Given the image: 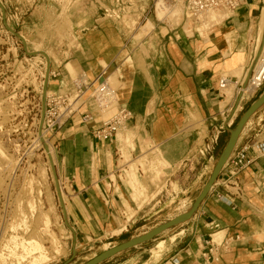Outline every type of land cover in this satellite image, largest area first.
I'll use <instances>...</instances> for the list:
<instances>
[{"label":"crops","instance_id":"obj_1","mask_svg":"<svg viewBox=\"0 0 264 264\" xmlns=\"http://www.w3.org/2000/svg\"><path fill=\"white\" fill-rule=\"evenodd\" d=\"M139 7L144 8L141 4ZM242 7L229 13L223 20L216 17L218 12L210 13V17L203 16L204 21L196 22L192 28V31L200 32L201 35L196 33L191 38L188 37V19L169 32L168 26L157 22V18L152 15L151 20L156 27L148 21L152 24L150 31L153 27L154 29L149 34L150 37L143 41L142 46L147 53H141L142 60L138 55L142 46L129 49L126 43L127 30L124 23L115 27L111 21L95 12L87 17L91 21L88 24L94 27L84 34L86 39L83 49L88 54L72 63L77 68V73L68 64L66 68L71 70L73 77L81 72L93 80L104 71V61L115 67V73L119 72L120 77L116 107L103 113L89 107L95 116L94 122L80 123L79 115L60 132V158L65 169H69L65 172L70 185L69 211L75 226L89 235L90 239H96L102 232L107 233L106 238H114L125 232L127 234L128 229H134L135 234L127 236V239L123 238L120 243L123 244L164 225L169 221L170 213V209L166 210L168 203H165L163 191L139 208V204L133 202L131 189L125 181L118 185L119 188L111 189L110 179L116 177L112 170L117 167L116 162H119L115 158V146L95 138L93 130L100 128L120 108L126 107L132 113V118L122 134L129 133L133 148L138 147L140 137L145 144L149 143L156 149V154L168 165L163 177L167 181L175 174L173 170L176 167L181 175L187 165H205L208 156L190 159L189 152L196 143L197 131L187 129L186 123L191 112L197 113L207 125L208 133L212 134L215 127L223 122L222 117L219 118V112L220 105L225 101L220 96L219 80L223 75L236 76L238 70L250 64L253 53L250 35L252 22H255L252 21L254 16L249 12V5L245 6L244 12ZM96 23L98 24L95 25ZM77 27L76 25V29ZM124 55L125 58L122 59ZM257 119V126L264 122V104L252 116L253 124ZM229 138V130L221 134L213 152L216 156L210 159L221 156ZM244 141L238 139L233 151ZM130 154L132 155L131 151ZM133 173L136 175L134 169ZM191 173L190 171L185 177L186 173L183 172L180 178L182 182H179L180 192L183 195H195L193 200L196 202L201 191L195 193L199 187L188 190ZM202 175L204 174L198 178L201 179ZM224 175L221 171L216 180L221 183ZM139 176L149 195L154 194L157 186L152 183L151 174L140 173ZM239 180L242 191L240 196L230 195L218 183L200 201L188 221L171 226L167 229L169 233L163 230L162 235L130 246L116 256L125 255L132 249L139 250L143 245L158 239H168L181 230V237L170 245L159 260L152 261L153 257L149 255L138 264H158L160 260L162 264H173L171 259L174 258L178 259V264H261L256 250L264 241V159L243 171ZM219 196L225 197L232 204ZM161 201L165 203L164 206ZM123 227L125 230L120 235L114 234V231ZM215 232H221L223 237L239 235V240H234L226 251L220 249L221 257L218 261L206 262L202 256L208 249L205 240L213 237ZM112 243L118 242H108Z\"/></svg>","mask_w":264,"mask_h":264},{"label":"rangeland","instance_id":"obj_2","mask_svg":"<svg viewBox=\"0 0 264 264\" xmlns=\"http://www.w3.org/2000/svg\"><path fill=\"white\" fill-rule=\"evenodd\" d=\"M125 1L128 3L126 13H123V18L118 21L105 17V9L110 7L111 0H0V156H2L0 159V264H33L34 256L39 255L37 251H30V243L33 241L41 243L47 256L49 255V258L39 261L38 264H89L101 254L113 251L123 242V238L127 239V236L135 234L134 229H128L127 234L125 232L120 235L125 230L123 227L114 231V234L120 236L106 238L107 233L102 232L96 239H90L89 235L75 226L69 211L70 185L65 178V172L67 173L69 169H65V165L61 162L59 144L61 130L68 123H72L74 117H79V114L73 115L61 127H48V120L45 118L46 111L50 109L48 95L68 91L71 87L73 75L71 70L66 68V64L77 73V68L72 63L88 54H85L83 42L86 39L84 34L86 35L90 28H94L89 25L91 21L87 20L91 13H98L102 18L111 21L115 27L124 23L129 49L142 46L143 41L150 37L149 34L156 27L151 17L150 21L154 27L149 32L143 31L141 26L144 24L136 21L137 16L150 5L151 0ZM140 4L144 6L143 9L139 8ZM246 5L250 6L249 12L253 13L252 21H255L252 22L251 35L255 34L250 35V46L252 50L256 47L258 56L261 57V48L264 45V0H249L243 7ZM180 9L178 15L172 14L161 24L168 26V31L172 32L175 27L182 25L181 23H185L188 19V37H194L196 33L201 35L200 32L192 31L196 21L189 14H184L181 7ZM215 12H218L216 17L219 20L228 17L227 12L221 10ZM204 19L201 17L197 22H202ZM141 49L138 54L140 59L141 53H147L144 46ZM124 58L125 55L122 59ZM102 64L103 67L108 66L104 61ZM79 67L82 68L81 65ZM113 69L115 67H111V70ZM55 71L62 72L57 79L49 76L50 72ZM241 71H237L236 76H240ZM79 74L81 72L73 79ZM119 84L120 77L117 72L112 76V86L116 91ZM262 94H264V86L244 105L229 132L237 127L241 117ZM263 101L256 102L254 108L260 106ZM88 103L91 109H100L94 101ZM115 104L117 100L113 105ZM226 104L227 102H223L220 105L221 109ZM261 107L262 105L256 111ZM84 110L85 108L81 112ZM252 116L244 123L242 129L238 128V131L241 130L238 139L252 142L264 137V122L257 126L258 119L253 124ZM80 123H82L81 118ZM186 126L187 129L197 131L196 143L189 153L190 159L195 157L199 159L201 155L197 151L203 142V137L208 133L207 125L197 113L191 112ZM126 128L127 126H121L113 136V140L106 141L115 146V158L119 160L116 163L123 171L122 174L120 171L115 173L117 167L112 170L116 177L112 178L114 186L112 185L111 189H115L125 181L131 189L133 202L138 203L139 208L163 191L165 203H168L166 210L170 209L167 223L177 222L172 225L175 227L188 221L189 217L185 218V216H188L194 205L195 195L192 196L190 193L183 195L180 192L179 182H182L180 178L183 172L187 177V173L191 171L188 190L199 187L195 193L202 192L219 157L210 159L208 156L205 165H187L181 175L176 167L173 170L175 174L167 181L163 177L168 165L156 154V149L149 143L145 144L140 137L138 147L133 148L129 133L122 134ZM237 133L236 129L234 134ZM213 152L211 157L216 156ZM4 157L6 160H3ZM226 162L227 160L223 166ZM133 169L138 177L134 182L135 186L129 178V173L131 175ZM140 173L151 174L152 183L157 186L154 194L149 195L147 188L141 183ZM201 174L204 175L199 179ZM161 202L164 206L165 203ZM262 214L264 215V209ZM163 232L169 233V230ZM147 233L149 232L138 237ZM160 233L153 238L162 235ZM182 234L183 231L180 230L168 239L152 241L139 250L132 249L125 255L116 256L119 252H110L106 258H98L94 264H138L149 255L153 257L152 261H157ZM212 236L216 241L223 238L221 232H215ZM117 237L120 239H116ZM163 240L165 243L162 249L157 252L150 251ZM109 241L118 243L108 244ZM158 264H162V260Z\"/></svg>","mask_w":264,"mask_h":264},{"label":"built area","instance_id":"obj_3","mask_svg":"<svg viewBox=\"0 0 264 264\" xmlns=\"http://www.w3.org/2000/svg\"><path fill=\"white\" fill-rule=\"evenodd\" d=\"M249 0H151L150 5L143 9L142 13L137 16L136 23L145 24L150 20L152 15H155L157 22L163 23L169 16L174 6H179L183 9L184 14H189L196 22L202 16H207L213 11H223L229 13L235 12L238 8L246 4ZM128 3L125 0H111L110 7L105 9V17L112 20H121L126 13ZM140 8V7H139ZM142 9V7H141ZM158 9L164 11L167 17L161 20L158 17ZM124 13V14H123ZM140 21V22H139ZM105 70V69H104ZM102 71L93 80L88 79L85 73L79 74L72 79L71 87L68 91L58 92L54 95H48L50 102V109L46 111L45 118L48 127H61L73 115L79 114L82 123H89L95 119L93 112L90 110L91 106L88 101L94 100V92L100 89L102 92L106 90V86L100 81ZM61 72H50L49 76L58 78ZM264 86V58L258 56V50L255 47L251 56L250 64L243 68L241 75L229 76L223 75L219 80V92L222 99L227 102L225 108L219 112L223 122L220 126L215 127V132L207 133L203 137V142L197 152L202 157L209 156L214 151L218 144L220 135L229 130L238 114L243 110L244 105L252 99L256 93ZM110 101L102 104L100 112H107L115 105H109ZM87 110L81 112L83 108ZM90 107V108H89ZM132 113L126 108H120L113 116L104 121L103 125L93 130V135L99 140L112 141L113 136L116 135L119 128L131 120ZM121 155H119L120 157ZM264 159V137H260L252 142L244 141L237 149H235L227 162L222 167L221 171L225 174L221 183L216 180L214 185L218 183L227 189L232 196L241 195V183L239 175L255 165L259 160ZM119 168V169H118ZM118 170V171H117ZM123 171L120 166L116 168L115 173ZM114 186L113 179H110ZM211 187V189H212ZM226 201V198L219 196ZM232 204L231 201H226ZM234 240H239V235L223 237L219 241H215L213 237L205 240V245L208 247L207 251L202 253L206 262L209 260L218 261L221 257L219 250H228ZM261 264H264V241L261 242L256 250ZM173 264H178V259H171Z\"/></svg>","mask_w":264,"mask_h":264},{"label":"water","instance_id":"obj_4","mask_svg":"<svg viewBox=\"0 0 264 264\" xmlns=\"http://www.w3.org/2000/svg\"><path fill=\"white\" fill-rule=\"evenodd\" d=\"M263 99L264 100V94H262L259 99L256 101L258 102L259 100ZM255 102V103H256ZM255 103L250 107V109L241 117L237 127L234 129V130H238L239 129H242L244 123H246V121L252 116V114L256 111V109L258 107H260L261 105L264 104V101L262 102V104L256 108H254L255 106ZM234 130H230V138H229V141L224 149V151L222 152L221 156L219 157V160L216 164V167L215 169L213 170V172L211 173L204 189L202 190L200 196L198 197V200L194 203L193 207L191 208V211L187 214L188 216H185V218H190L192 216V214L194 213V211L196 210V208L198 207V204L200 203V201L208 194V192L210 191L213 183L216 181L219 173L221 172V169H222V165L224 164V162L227 160L228 156L232 153L233 151V148L239 138L238 134L240 133V131H238V133L236 135H234ZM232 144V145H231ZM231 145V146H230ZM230 146V151L226 154V151L228 149V147ZM175 221V220H174ZM175 223L177 222H169V223H165L164 225L156 228V229H153L152 231H150L149 233H147L146 235H143L141 237H137V238H134V239H131L130 241H127L123 244H120L118 246H116L113 251H110V252H120L130 246H133V245H136L138 243H142V242H145V241H148L149 239H152L155 235L159 234L160 232H162L163 230H166L168 229L169 227H171L172 225H174ZM109 251L106 252V253H103L101 254L98 258H106V256H108V254L110 253ZM98 258L90 261L89 264H94V262H96V260H98Z\"/></svg>","mask_w":264,"mask_h":264},{"label":"bare ground","instance_id":"obj_5","mask_svg":"<svg viewBox=\"0 0 264 264\" xmlns=\"http://www.w3.org/2000/svg\"><path fill=\"white\" fill-rule=\"evenodd\" d=\"M245 5V4H244ZM180 7L179 6H174L173 8H172V10H171V12H170V14L172 15H178L179 13H180ZM242 10V12H244L245 11V6L241 9ZM164 11H162V10H160V9H158V17L161 19V20H163L164 19V17H167L166 16V14H164L163 13ZM213 12H215V11H213ZM210 13H212V12H210ZM209 13V14H210ZM171 17V16H170ZM173 17V16H172ZM203 17V16H202ZM169 18V17H168ZM151 26H152V24L150 23V22H148L146 25H142V29H143V31H145V32H148V31H150V29H151ZM264 44V43H263ZM260 56L262 57V58H264V45L262 46V48H261V54H260ZM105 70H104V72H103V74H101V77H100V81H101V83L103 84L102 86H106V90L105 91H101L100 89H98V90H96L95 92H94V100H92V101H94V103L100 108L101 107V105L102 104H104V103H106L107 101H110L109 102V105H113L114 103H115V101L117 100V98H116V90L113 88V86H112V76L114 75V73H115V69H113V70H111V66L110 65H108V66H105V67H103ZM240 69V68H239ZM238 71H241V69L240 70H238ZM241 73V72H240ZM99 75V74H98ZM239 77V76H238ZM260 101H263V99H261ZM226 106V105H225ZM225 107H223L221 110H223ZM194 121V120H193ZM123 126V125H122ZM197 126V125H196ZM235 131V130H234ZM237 132H238V130H237ZM235 135V134H234ZM231 146V145H230ZM230 146L228 147V149H227V151H226V154L228 153V151H229V149H230ZM1 150V149H0ZM2 152V151H1ZM2 154V153H1ZM3 155V154H2ZM2 158V156H0V159ZM5 159V157L3 158V160ZM2 160V161H3ZM6 160V159H5ZM3 163V162H2ZM223 166V165H222ZM130 178H131V181L134 183V182H136L137 181V178H136V175L134 174V173H131V175H130ZM135 184V183H134ZM175 237V236H174ZM173 237V238H174ZM214 239V238H213ZM215 240V239H214ZM216 241V240H215ZM32 242V241H31ZM164 243H165V241L163 240V241H161L160 243H158V245H156V246H154V247H152L151 248V252H157V250H159V249H162L163 248V246H164ZM30 251H37L38 253H39V255L37 254V256L35 255L34 256V258H33V264H38V263H40L39 261H43V260H46L47 258H49L48 256H47V252L43 249V246H42V244L41 243H38V242H32V243H30ZM45 252H44V251ZM36 252V253H37ZM33 253V252H32ZM28 254H30V253H28ZM47 261H49V259L47 260ZM46 262V261H45Z\"/></svg>","mask_w":264,"mask_h":264}]
</instances>
